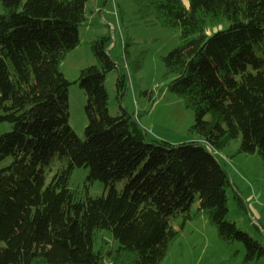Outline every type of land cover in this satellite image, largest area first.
Returning a JSON list of instances; mask_svg holds the SVG:
<instances>
[{
    "label": "trees",
    "instance_id": "16d2710c",
    "mask_svg": "<svg viewBox=\"0 0 264 264\" xmlns=\"http://www.w3.org/2000/svg\"><path fill=\"white\" fill-rule=\"evenodd\" d=\"M134 1L140 20L181 30L162 58L167 84L142 95L155 103L165 90L179 93L195 114L191 141L157 139L128 111L130 70L142 58L129 60L128 42L117 53L110 36L89 42L97 64L77 81L89 120L80 140L62 65L90 24L89 0H0V123L12 125L0 137V163L11 159L0 170V264H162L182 234L170 230L180 215L207 216L221 240L243 242L244 264L264 261V242L228 220L232 189L249 209L215 154L240 141L236 155L264 162V0ZM114 71L115 116L106 86ZM76 168L88 170L82 192L70 186ZM96 182L108 195L90 194Z\"/></svg>",
    "mask_w": 264,
    "mask_h": 264
},
{
    "label": "rangeland",
    "instance_id": "374dc122",
    "mask_svg": "<svg viewBox=\"0 0 264 264\" xmlns=\"http://www.w3.org/2000/svg\"><path fill=\"white\" fill-rule=\"evenodd\" d=\"M184 1L188 3V0ZM101 2L102 0H89L90 7L94 6L90 24L80 28L81 45L68 54L62 65L66 77L72 82L69 90L70 124L76 135L80 140H84L89 123L86 113L87 96L77 82L83 68L97 64L89 42L110 36L114 40L113 46L117 53H124L125 43L128 42L129 60L142 58L143 67L139 71L130 70V88L125 101L128 111L137 115L142 125L157 139L174 144L191 141L188 131L195 124V114L186 106L179 93L165 90L155 103L150 101V96L142 95V92L149 90L157 95L167 84L164 80L166 68L162 58L179 45L181 30L140 20L135 15L137 6L134 0H111L105 10L101 8ZM4 12L0 2V15ZM116 80L115 71L107 75L110 111L114 116L122 113L116 100ZM11 129L10 123H0V137ZM239 146L240 141H233L229 147L215 153L227 162L233 159L231 164L228 163L229 169L235 187L249 209V212L245 213L238 208L232 189L229 192L228 220L263 243L264 237L257 227L263 230L264 226V162L259 153L236 155ZM10 162L11 159L1 162L0 170L7 167ZM87 175L88 170L76 168L70 186L82 192ZM124 187L125 181H120L118 189L122 190ZM109 192L110 188L101 182H96L90 188L93 197L108 195ZM199 207L200 202L196 201L190 210L196 211ZM253 217L257 220L254 221ZM170 230H182V234L162 264H244L246 255L244 243L241 241L227 243L221 240L217 229L211 225L207 216L198 221L185 219V215L177 216L172 220ZM104 235L107 242L114 245L112 235L109 232H105ZM106 264L112 263L107 261Z\"/></svg>",
    "mask_w": 264,
    "mask_h": 264
},
{
    "label": "crops",
    "instance_id": "0c3cea01",
    "mask_svg": "<svg viewBox=\"0 0 264 264\" xmlns=\"http://www.w3.org/2000/svg\"><path fill=\"white\" fill-rule=\"evenodd\" d=\"M89 7H90V5H89ZM90 8H92V10L94 9V6H92V7H90ZM106 9V8H105ZM104 9V10H105ZM101 10H99V12H100ZM93 13H94V10H93ZM93 13L91 14V16L93 15ZM90 19H91V17H90ZM230 162V163H229ZM233 162V159L231 158L229 161H228V163L229 164H231ZM253 219H254V221H256L257 219L255 218V217H253ZM261 262H264L263 260H261V261H259V262H256V263H254V264H259V263H261Z\"/></svg>",
    "mask_w": 264,
    "mask_h": 264
}]
</instances>
